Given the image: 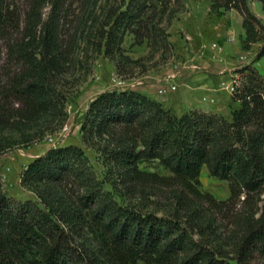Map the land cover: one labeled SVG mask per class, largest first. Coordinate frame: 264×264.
<instances>
[{
    "label": "trees",
    "instance_id": "16d2710c",
    "mask_svg": "<svg viewBox=\"0 0 264 264\" xmlns=\"http://www.w3.org/2000/svg\"><path fill=\"white\" fill-rule=\"evenodd\" d=\"M69 1L32 0L24 19L12 0H0V135L67 121L59 86L76 56V46L64 40L72 24ZM209 1L218 16L240 14L244 52L264 43V24L250 0ZM80 5L82 15L103 11L97 50L119 76L129 74L127 37L167 48L164 24L184 6L182 0ZM233 82L239 107L231 118L199 110L178 116L133 91L97 97L82 140L101 146L108 175L130 204L105 189L83 148L51 149L23 173L21 186L34 200L9 197L0 178V264H264V78L248 66ZM7 143L0 141V154L12 149ZM144 164L162 173L147 172ZM204 168L230 184L228 200L202 190ZM148 204L161 207L149 211Z\"/></svg>",
    "mask_w": 264,
    "mask_h": 264
},
{
    "label": "rangeland",
    "instance_id": "374dc122",
    "mask_svg": "<svg viewBox=\"0 0 264 264\" xmlns=\"http://www.w3.org/2000/svg\"><path fill=\"white\" fill-rule=\"evenodd\" d=\"M182 1L183 8L164 24L169 36L167 48L158 49L147 43L139 45L133 37H127L124 49L131 63L126 67L129 74L123 76L117 74L115 64L104 56V52L97 50L96 27L103 21V11L90 9L93 16L82 15L80 0L69 1L73 4L68 20L72 24L68 23L64 40L76 46V56L69 74L62 77L59 86L67 98L68 119L61 127L48 121L34 130L0 135V141L4 140L12 147L0 154L2 189L9 197L19 202L34 200V195L21 186L29 164L51 149L78 146L85 151L98 178L105 183V189L121 204H130L108 175L101 146H91L82 140L81 127L90 104L103 93H144L178 116L199 110L231 118L232 110L239 107L232 102L236 72L251 66L264 78V58H258L264 43L244 52L241 38L245 31L238 12L230 11L221 17L212 10L209 0ZM12 2L25 19L32 0ZM249 5L264 24L260 0H250ZM49 12V7L43 10L45 20ZM86 21L88 25L81 27L80 24ZM77 33L78 42L74 39ZM30 137L34 141L28 144ZM142 169L162 173L154 165L144 164ZM200 181L202 190L216 200L229 199L230 184L212 177L207 168L202 170ZM157 207L160 208V204H148L146 210H156Z\"/></svg>",
    "mask_w": 264,
    "mask_h": 264
},
{
    "label": "built area",
    "instance_id": "2783aa9c",
    "mask_svg": "<svg viewBox=\"0 0 264 264\" xmlns=\"http://www.w3.org/2000/svg\"><path fill=\"white\" fill-rule=\"evenodd\" d=\"M232 90H233V93H234V90H235V88H234V82H233V85H232ZM233 93H232V94H233Z\"/></svg>",
    "mask_w": 264,
    "mask_h": 264
},
{
    "label": "crops",
    "instance_id": "0c3cea01",
    "mask_svg": "<svg viewBox=\"0 0 264 264\" xmlns=\"http://www.w3.org/2000/svg\"><path fill=\"white\" fill-rule=\"evenodd\" d=\"M142 94H144V93H142ZM145 95V94H144Z\"/></svg>",
    "mask_w": 264,
    "mask_h": 264
}]
</instances>
